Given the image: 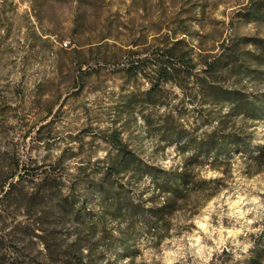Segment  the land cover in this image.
Here are the masks:
<instances>
[{"label": "rangeland", "instance_id": "1", "mask_svg": "<svg viewBox=\"0 0 264 264\" xmlns=\"http://www.w3.org/2000/svg\"><path fill=\"white\" fill-rule=\"evenodd\" d=\"M253 45L264 0H0V264L244 262L264 229V158L214 169L194 148L216 128L264 146V119L216 104L264 95ZM114 132L143 163L105 181ZM157 168L217 180L160 242L118 211L151 205Z\"/></svg>", "mask_w": 264, "mask_h": 264}, {"label": "trees", "instance_id": "2", "mask_svg": "<svg viewBox=\"0 0 264 264\" xmlns=\"http://www.w3.org/2000/svg\"><path fill=\"white\" fill-rule=\"evenodd\" d=\"M256 48L264 50V45H253ZM212 70L217 66L209 64ZM171 67L168 65L163 66L164 82L170 81L168 75L171 73ZM219 106H228L236 112H242L244 116L250 119H264V95L257 97H243L238 90L225 89L218 98ZM111 147L116 151L119 157L117 163H113L107 168V173L104 178L107 181L113 170L122 172L125 168L133 167L142 164L135 153L121 140L117 133L111 135L109 141ZM252 145L242 135L239 134H222L218 129L207 136L206 140H201L194 148L196 152H204L213 157L212 166L214 169L218 168L219 160L222 157L229 156L234 152L240 151L241 153L249 152L250 150L257 149L253 162L257 163L264 158V146L252 148ZM152 181V196L149 201L151 205L140 209L138 205H131L124 202L121 207L119 205L118 211L124 209L125 213L131 217L142 216L144 218V228L147 233L155 240L162 241L166 239L171 230V225L165 220L166 216L174 214L179 209V203H186L187 201L195 202L208 201L215 196L216 181L201 179L198 176H192L186 171L174 169H153L148 173ZM214 184V187H211ZM199 206L198 208H200ZM264 229L253 237L252 247L249 250L248 258L242 263L234 264H264ZM125 241V240H124Z\"/></svg>", "mask_w": 264, "mask_h": 264}, {"label": "built area", "instance_id": "3", "mask_svg": "<svg viewBox=\"0 0 264 264\" xmlns=\"http://www.w3.org/2000/svg\"><path fill=\"white\" fill-rule=\"evenodd\" d=\"M66 45V44H65Z\"/></svg>", "mask_w": 264, "mask_h": 264}]
</instances>
